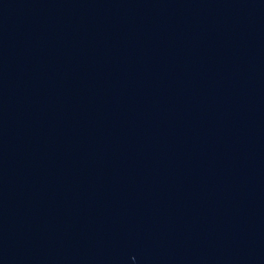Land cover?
I'll list each match as a JSON object with an SVG mask.
<instances>
[{
    "label": "water",
    "instance_id": "1",
    "mask_svg": "<svg viewBox=\"0 0 264 264\" xmlns=\"http://www.w3.org/2000/svg\"><path fill=\"white\" fill-rule=\"evenodd\" d=\"M0 264H264V0H0Z\"/></svg>",
    "mask_w": 264,
    "mask_h": 264
}]
</instances>
